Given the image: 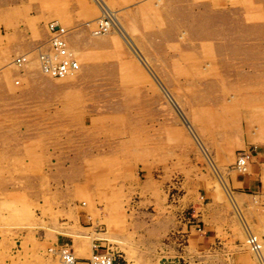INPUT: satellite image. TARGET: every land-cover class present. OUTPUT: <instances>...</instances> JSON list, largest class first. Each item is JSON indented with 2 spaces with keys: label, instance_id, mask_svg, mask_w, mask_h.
Here are the masks:
<instances>
[{
  "label": "rangeland",
  "instance_id": "374dc122",
  "mask_svg": "<svg viewBox=\"0 0 264 264\" xmlns=\"http://www.w3.org/2000/svg\"><path fill=\"white\" fill-rule=\"evenodd\" d=\"M50 21L80 63L63 78L38 59ZM61 244L264 264V0H0V264Z\"/></svg>",
  "mask_w": 264,
  "mask_h": 264
},
{
  "label": "built area",
  "instance_id": "2783aa9c",
  "mask_svg": "<svg viewBox=\"0 0 264 264\" xmlns=\"http://www.w3.org/2000/svg\"><path fill=\"white\" fill-rule=\"evenodd\" d=\"M112 21V17L107 13H102L99 18L95 31L101 32L103 29L108 27L109 21ZM49 32V46L50 50L40 55L41 66L43 70L51 73L53 76H61L64 72L73 69L77 66L76 60L72 57L71 53H68L66 58H61L59 53L65 50L64 34L66 28L58 22L50 21L47 25ZM40 47V45H39ZM45 49V48H44ZM54 53L57 55L54 56ZM24 56H17V61L23 60ZM46 68V69H45ZM246 157L247 154H241ZM244 159H239L238 164H242ZM61 264H114L115 256L113 250L105 249L101 251H94L90 256L79 257L74 254V251L67 244H61L56 247V251Z\"/></svg>",
  "mask_w": 264,
  "mask_h": 264
},
{
  "label": "bare ground",
  "instance_id": "6f19581e",
  "mask_svg": "<svg viewBox=\"0 0 264 264\" xmlns=\"http://www.w3.org/2000/svg\"><path fill=\"white\" fill-rule=\"evenodd\" d=\"M113 19V18H112ZM109 25H108V27H106V28H104L103 30L104 31H106L107 29H109L110 27H111V25H112V23H113V20L111 21H109ZM60 24V23H59ZM63 26V25H62ZM63 27H65V26H63ZM66 28V27H65ZM102 32V31H101ZM67 35H68V31H67V29H66V32H65V34H64V40H65V42H66V44H65V50L64 51H61L60 53H59V56L61 57V58H66L67 56H68V54L66 53V52H68V53H71L72 54V57L76 60V62H77V66L75 67V68H73V69H70V70H68L67 72H64L61 76H53V75H51V73H49V72H47L46 70H43V67L41 66V68H42V70H43V72L45 73V74H47L48 76H51V77H54V78H63L64 76H66L67 74H69V73H73V72H75V71H77L79 68H80V63H79V61L77 60V58H76V56H75V52L72 50V49H70L69 47H68V45H67ZM39 49H38V51H37V53H38V59H39V57H40V55L42 54V52H43V50H44V52H43V54H45V53H47L50 49V46H49V41L45 44V45H42V46H40V47H38ZM45 48V49H44ZM55 55H57V53H54V56ZM18 56H24V58H23V60H21L20 62H18L17 61V59H15V61L18 63V64H24L28 59H29V56H28V53H26V54H21V55H18ZM17 58V57H16ZM39 62H40V65H41V61H40V59H39ZM46 69V68H45ZM242 155H244V153H242ZM239 159H244V162L242 163V164H238V160ZM247 167H248V156H246V157H243V156H239L238 157V159H237V168L240 170V171H242V172H246L247 171ZM247 231H248V234H247V242H248V244L250 245V247H251V249H252V251H254L255 253H260V251L262 250V244H261V242L259 241V238H258V236L257 235H255L253 232H251L250 230H248L247 229ZM54 251H56V250H54Z\"/></svg>",
  "mask_w": 264,
  "mask_h": 264
},
{
  "label": "crops",
  "instance_id": "0c3cea01",
  "mask_svg": "<svg viewBox=\"0 0 264 264\" xmlns=\"http://www.w3.org/2000/svg\"><path fill=\"white\" fill-rule=\"evenodd\" d=\"M51 230H53V231H59V232H62L61 230H59V229H55V228H51ZM63 233H66V234H68V235H72V236H76V237H78V238H89V239H91V241L93 240V239H105L106 238V236L105 235H102V234H100V235H93V236H89V235H87V234H84V233H80V232H78V233H71V232H69V231H66V232H64L63 231ZM109 240H113V238H111V237H107ZM90 247L88 248V250H86V249H81V251L82 252H78V254L79 255H81V254H86V253H88V252H90ZM92 250V249H91ZM95 251V250H94ZM245 256V255H244ZM246 261H247V259H246V257H243ZM61 263V262H60Z\"/></svg>",
  "mask_w": 264,
  "mask_h": 264
}]
</instances>
